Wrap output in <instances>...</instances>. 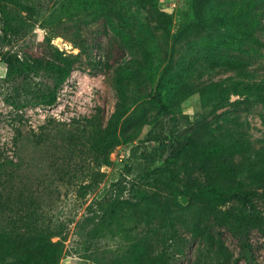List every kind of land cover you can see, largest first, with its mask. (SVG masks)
Returning a JSON list of instances; mask_svg holds the SVG:
<instances>
[{"label":"rangeland","instance_id":"rangeland-1","mask_svg":"<svg viewBox=\"0 0 264 264\" xmlns=\"http://www.w3.org/2000/svg\"><path fill=\"white\" fill-rule=\"evenodd\" d=\"M12 8L13 43L3 41L0 14V48L24 46L51 61L65 53L75 69L55 105L17 108L20 91L54 82L10 80L0 59V164L9 158L0 264H137L141 242L152 247L141 264H264V227L251 234L252 263L238 232L221 227L246 222L235 193L251 192L264 216V0H18ZM111 119L118 144L106 163L90 146ZM187 139L197 148L164 173L148 171ZM212 184L221 197L206 194ZM200 224L218 252L203 247Z\"/></svg>","mask_w":264,"mask_h":264},{"label":"trees","instance_id":"trees-1","mask_svg":"<svg viewBox=\"0 0 264 264\" xmlns=\"http://www.w3.org/2000/svg\"><path fill=\"white\" fill-rule=\"evenodd\" d=\"M18 2V0H13ZM12 0H0V14L2 18V29L4 31L3 41L6 44H12L13 40L9 35H13V29L11 26V20L13 17V8L14 5ZM21 3V2H20ZM1 39V35H0ZM85 39L81 36L79 44L81 46L85 45ZM0 59L5 62L7 65V78L16 79L18 77H29L31 75L36 77H46L51 79L54 82L53 87L51 88H42V87H31L32 90L20 91L19 100L14 103L18 108L21 106L28 105H47L53 106L57 103L58 94L60 88L68 80L73 70L75 69V61L73 56H68L65 53H60L55 61H51L47 57H39L30 52V49L26 50L23 46L20 50L6 49L4 47L0 48ZM251 76V74H250ZM184 91V90H183ZM194 90L189 89L186 94L192 93ZM24 92V93H22ZM157 102L160 104L162 109L168 110L169 105L166 103L162 93H159L156 96ZM115 115V113H114ZM93 139L91 143V152L103 155V159L106 163L109 161L110 152L113 147L118 144L117 131L114 128L112 119L105 127L94 130ZM191 148H197L193 140L187 139L184 143L173 145L171 154L166 158H154L148 168L149 172L155 173H164L169 170L178 160V158L183 155L186 151ZM4 163L0 164V177L5 175V169L7 167L6 157H2ZM5 158V159H4ZM13 161V160H11ZM244 180L239 181L238 183H244ZM207 189L206 194L210 197L216 196L221 197V187L218 184H212L211 186L205 187ZM235 193V199L243 203L246 210L244 212V217L246 222L243 225H230V224H221V227H226V229L232 232H238V236L241 240V253L247 257V261L252 263L254 258V251L251 244V234L254 230L264 227V216L257 212V206L255 201L251 198V192ZM120 203V197L115 199L114 207H117ZM102 203H100V206ZM190 208L193 209L192 203H190ZM101 208V207H100ZM92 210L91 213H100L101 209L96 210V208L90 207ZM101 219H105L107 215L100 214L98 216ZM89 218L86 217L85 220ZM199 226V236L203 242V247L208 249L209 252L215 253L220 249L219 243L214 235L208 234V231H205L207 226L206 224H200ZM205 229V230H204ZM210 233V232H209ZM210 235V236H209ZM22 238V237H21ZM140 249L137 253L136 260L137 264H141L143 259H146L147 254H152L151 245L144 244V242L138 244ZM228 249V248H227ZM223 255L226 254V248L221 246ZM147 253V254H146Z\"/></svg>","mask_w":264,"mask_h":264},{"label":"bare ground","instance_id":"bare-ground-1","mask_svg":"<svg viewBox=\"0 0 264 264\" xmlns=\"http://www.w3.org/2000/svg\"><path fill=\"white\" fill-rule=\"evenodd\" d=\"M56 43H57L59 46H61V47H64V46H66V44H65L64 40H63V39H61V38H58V39H57V41H56Z\"/></svg>","mask_w":264,"mask_h":264}]
</instances>
